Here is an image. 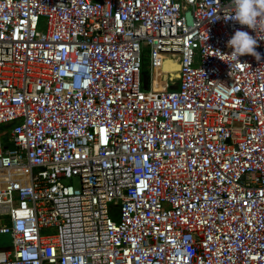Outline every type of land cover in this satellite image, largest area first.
<instances>
[{
	"label": "built area",
	"instance_id": "1",
	"mask_svg": "<svg viewBox=\"0 0 264 264\" xmlns=\"http://www.w3.org/2000/svg\"><path fill=\"white\" fill-rule=\"evenodd\" d=\"M235 11L0 0V264H264V17Z\"/></svg>",
	"mask_w": 264,
	"mask_h": 264
},
{
	"label": "clouds",
	"instance_id": "2",
	"mask_svg": "<svg viewBox=\"0 0 264 264\" xmlns=\"http://www.w3.org/2000/svg\"><path fill=\"white\" fill-rule=\"evenodd\" d=\"M233 2L236 8L233 20L254 30L257 18L264 17V0H233ZM256 45L257 40L252 35L243 30H236L227 41V46L232 49L228 56L240 64H245L239 59L244 55H252L259 60L260 54L255 51Z\"/></svg>",
	"mask_w": 264,
	"mask_h": 264
},
{
	"label": "rangeland",
	"instance_id": "3",
	"mask_svg": "<svg viewBox=\"0 0 264 264\" xmlns=\"http://www.w3.org/2000/svg\"><path fill=\"white\" fill-rule=\"evenodd\" d=\"M148 50H145L147 52ZM150 75V69L148 65V58L144 57V63L142 65V72H141V78L142 82L146 79H148V76ZM9 126H0V137L6 141V134L8 131ZM73 184L77 185V180L74 178L73 179ZM54 230L52 229H44L42 230V233H52ZM11 244V238L9 237L8 234H0V246H9Z\"/></svg>",
	"mask_w": 264,
	"mask_h": 264
},
{
	"label": "bare ground",
	"instance_id": "4",
	"mask_svg": "<svg viewBox=\"0 0 264 264\" xmlns=\"http://www.w3.org/2000/svg\"><path fill=\"white\" fill-rule=\"evenodd\" d=\"M179 62L176 57L170 61H167L163 67L164 71L168 72V76L173 77L178 72Z\"/></svg>",
	"mask_w": 264,
	"mask_h": 264
},
{
	"label": "water",
	"instance_id": "5",
	"mask_svg": "<svg viewBox=\"0 0 264 264\" xmlns=\"http://www.w3.org/2000/svg\"><path fill=\"white\" fill-rule=\"evenodd\" d=\"M185 16H186V20H187V23L188 24H191L192 23V20H191V14L189 11H186L185 12ZM173 88H175V86H172Z\"/></svg>",
	"mask_w": 264,
	"mask_h": 264
}]
</instances>
